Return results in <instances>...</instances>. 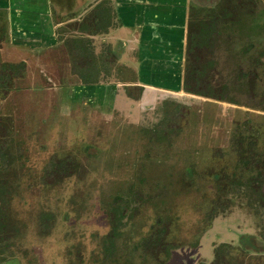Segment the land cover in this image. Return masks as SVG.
<instances>
[{"label":"rangeland","instance_id":"obj_1","mask_svg":"<svg viewBox=\"0 0 264 264\" xmlns=\"http://www.w3.org/2000/svg\"><path fill=\"white\" fill-rule=\"evenodd\" d=\"M194 2L227 10L197 60L221 99L130 106L113 70L83 86L61 39L2 47L22 66L0 78V264H103L114 224L116 262L264 264V0Z\"/></svg>","mask_w":264,"mask_h":264},{"label":"crops","instance_id":"obj_2","mask_svg":"<svg viewBox=\"0 0 264 264\" xmlns=\"http://www.w3.org/2000/svg\"><path fill=\"white\" fill-rule=\"evenodd\" d=\"M196 8L204 9L194 0H0V54L7 44L13 61L19 48L43 42L53 48L61 39L66 55L79 58L78 79L89 69L96 79L83 86H105L97 83L113 70L126 104L154 103L183 92L189 15Z\"/></svg>","mask_w":264,"mask_h":264},{"label":"trees","instance_id":"obj_3","mask_svg":"<svg viewBox=\"0 0 264 264\" xmlns=\"http://www.w3.org/2000/svg\"><path fill=\"white\" fill-rule=\"evenodd\" d=\"M199 9V8H198ZM225 9V7H224ZM194 10V9H193ZM208 10V9H206ZM212 11L210 13L206 12V14H197L195 10L190 13L189 17V23H188V32H187V44H186V50L188 54L193 53L195 56V61L190 62L186 64V78H184V90L187 92H194L196 94H200L206 97H213V98H219L223 97L221 94L225 90V86L223 84L219 83L217 85H214L210 82L209 79L205 78L203 73H201L200 66L197 63V60L200 58L201 54H203L204 51L208 50L210 48V42L212 38L214 37V34L218 31V23L221 22L222 16L220 15V10L218 6L211 9ZM227 13V10H222ZM73 48L76 50L78 39H73ZM19 66H22V64H12V63H2L0 66V69L3 71V73L0 75V78L2 79H8L7 71L5 69H12V68H18ZM91 67V66H89ZM85 69H88V67H85ZM188 70L190 72H188ZM80 73V80L84 83H93L96 81L95 77H92V71L89 69L88 71H85V73ZM188 78V79H187ZM207 79V80H206ZM206 80V81H205ZM189 83H195L196 85H206L209 87V91L205 92L200 89H194L192 86H189ZM198 87V86H197ZM221 93V94H219ZM217 98V99H218ZM191 169H188V173H190ZM2 188L0 187V192ZM113 209L115 208L114 205H112ZM118 210V209H117ZM119 211V210H118ZM4 211L0 209V234H2L5 226V222L1 219V216ZM121 214V213H120ZM165 233V230L162 229V227L157 228L155 232V236L151 239L149 244L151 242L155 246H159L162 248L163 252L166 256L169 255V251L171 248V244L169 242H164L162 239L163 234ZM119 235L118 227L117 225H112L110 231L102 237V243L104 248V262L103 264H124L123 261H114L115 258V237ZM145 240V239H144ZM145 244V242H144ZM256 244V243H255ZM248 244H243L244 247H246ZM247 248V247H246Z\"/></svg>","mask_w":264,"mask_h":264},{"label":"water","instance_id":"obj_4","mask_svg":"<svg viewBox=\"0 0 264 264\" xmlns=\"http://www.w3.org/2000/svg\"><path fill=\"white\" fill-rule=\"evenodd\" d=\"M183 92H185V90H184V88H183V90H182Z\"/></svg>","mask_w":264,"mask_h":264}]
</instances>
